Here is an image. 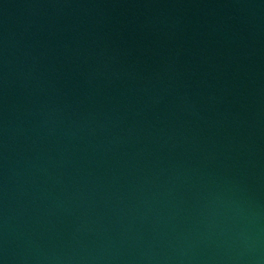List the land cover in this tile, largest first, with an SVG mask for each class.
Returning <instances> with one entry per match:
<instances>
[{"label": "water", "instance_id": "obj_1", "mask_svg": "<svg viewBox=\"0 0 264 264\" xmlns=\"http://www.w3.org/2000/svg\"><path fill=\"white\" fill-rule=\"evenodd\" d=\"M0 264H264V0H0Z\"/></svg>", "mask_w": 264, "mask_h": 264}]
</instances>
